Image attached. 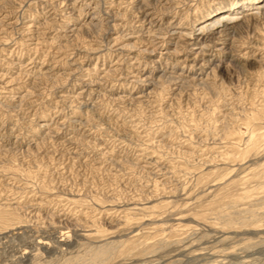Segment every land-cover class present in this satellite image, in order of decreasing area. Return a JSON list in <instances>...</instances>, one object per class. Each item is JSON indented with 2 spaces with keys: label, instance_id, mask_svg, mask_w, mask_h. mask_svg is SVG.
Listing matches in <instances>:
<instances>
[{
  "label": "rangeland",
  "instance_id": "1",
  "mask_svg": "<svg viewBox=\"0 0 264 264\" xmlns=\"http://www.w3.org/2000/svg\"><path fill=\"white\" fill-rule=\"evenodd\" d=\"M255 1L0 0V264H264Z\"/></svg>",
  "mask_w": 264,
  "mask_h": 264
},
{
  "label": "bare ground",
  "instance_id": "2",
  "mask_svg": "<svg viewBox=\"0 0 264 264\" xmlns=\"http://www.w3.org/2000/svg\"><path fill=\"white\" fill-rule=\"evenodd\" d=\"M263 1V0H262ZM255 1L252 3L253 6L258 5L257 8H255V11L253 14L251 15H259L262 13V10L264 11V8L262 7V5L264 4V1ZM257 2V3H256ZM262 2V3H260ZM250 5H245V4H238L237 7H230L227 10H225V13L218 15L217 17L213 18L212 20H207V21H198L197 25L194 26L196 28V32L201 35V37L203 36L204 33L206 32H210V35H213L215 37H227L230 35V33L234 31V28L236 27V25L243 20L245 17H251V15H247L246 12L248 11L249 8H251L252 6ZM261 7V8H259ZM71 9V8H70ZM261 9V11L259 10ZM73 10V9H72ZM142 12V11H140ZM241 12V13H240ZM138 13V12H137ZM69 14V13H68ZM142 14V13H141ZM247 16H246V15ZM69 16V15H68ZM138 17V16H137ZM146 17V16H145ZM262 17V16H261ZM253 18V17H252ZM260 18V17H259ZM145 20H147L146 18H144ZM248 19V18H246ZM245 19V20H246ZM244 20V21H245ZM151 21V20H150ZM65 23V22H64ZM149 23V22H148ZM153 24H149V26ZM222 27V28H221ZM158 31V30H157ZM157 39H160L159 33L155 32ZM179 34V33H178ZM208 34V33H207ZM182 37V35H180ZM207 36V35H206ZM184 37V36H183ZM214 37V39H215ZM155 38V37H154ZM186 38V37H184ZM190 38V37H189ZM200 38V37H198ZM209 38V37H208ZM207 39V38H206ZM217 39V38H216ZM221 40V39H220ZM228 40V39H227ZM222 42V41H221ZM215 43V42H214ZM142 45V44H141ZM201 46V45H200ZM193 47V46H192ZM204 47V46H203ZM224 48V47H223ZM193 49V48H192ZM195 49V47H194ZM200 49V47H199ZM122 50V49H121ZM202 50V49H200ZM199 50V51H200ZM216 50V49H215ZM198 51V52H199ZM144 52V51H142ZM192 53V52H191ZM203 53V52H201ZM196 55V53H195ZM197 56V55H196ZM189 58V57H188ZM194 63V62H193ZM63 240V239H62ZM61 240V241H62ZM60 241V240H58ZM63 244V243H61ZM25 251V250H24ZM27 253V252H26ZM23 255V254H22Z\"/></svg>",
  "mask_w": 264,
  "mask_h": 264
}]
</instances>
